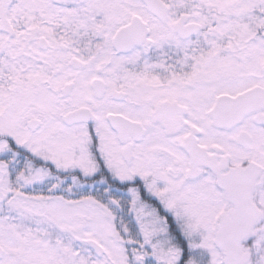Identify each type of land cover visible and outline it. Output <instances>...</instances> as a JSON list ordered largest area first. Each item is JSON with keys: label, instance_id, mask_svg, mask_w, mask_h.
Here are the masks:
<instances>
[{"label": "snow or ice", "instance_id": "obj_1", "mask_svg": "<svg viewBox=\"0 0 264 264\" xmlns=\"http://www.w3.org/2000/svg\"><path fill=\"white\" fill-rule=\"evenodd\" d=\"M0 264H264V0H0Z\"/></svg>", "mask_w": 264, "mask_h": 264}]
</instances>
